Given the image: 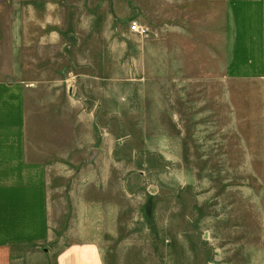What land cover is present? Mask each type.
I'll return each mask as SVG.
<instances>
[{
	"label": "rangeland",
	"instance_id": "374dc122",
	"mask_svg": "<svg viewBox=\"0 0 264 264\" xmlns=\"http://www.w3.org/2000/svg\"><path fill=\"white\" fill-rule=\"evenodd\" d=\"M219 3L0 0V77L51 85L28 130L83 168L58 187L102 189L105 264H264L259 99L227 88Z\"/></svg>",
	"mask_w": 264,
	"mask_h": 264
},
{
	"label": "crops",
	"instance_id": "0c3cea01",
	"mask_svg": "<svg viewBox=\"0 0 264 264\" xmlns=\"http://www.w3.org/2000/svg\"><path fill=\"white\" fill-rule=\"evenodd\" d=\"M203 1L212 5L215 0ZM219 2L227 88L233 80L239 87L252 85L259 99L264 225V0ZM1 19L0 67L7 73L14 68L7 47L13 42ZM45 87L51 85L30 87L22 79L0 77V264H105L101 241L115 220L111 205L91 198L102 195V189L58 187L83 168L61 160L66 155L54 146V137L28 130L26 95ZM38 114L41 110L40 119ZM61 203L65 206L57 216Z\"/></svg>",
	"mask_w": 264,
	"mask_h": 264
},
{
	"label": "built area",
	"instance_id": "2783aa9c",
	"mask_svg": "<svg viewBox=\"0 0 264 264\" xmlns=\"http://www.w3.org/2000/svg\"><path fill=\"white\" fill-rule=\"evenodd\" d=\"M130 30L132 31H136L138 33H144L145 32V28L141 27L140 25L133 23L130 25Z\"/></svg>",
	"mask_w": 264,
	"mask_h": 264
}]
</instances>
